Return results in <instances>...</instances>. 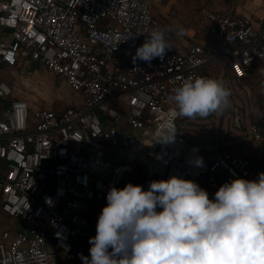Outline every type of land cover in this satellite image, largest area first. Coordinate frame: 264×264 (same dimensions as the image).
Returning a JSON list of instances; mask_svg holds the SVG:
<instances>
[{
  "label": "built area",
  "instance_id": "2783aa9c",
  "mask_svg": "<svg viewBox=\"0 0 264 264\" xmlns=\"http://www.w3.org/2000/svg\"><path fill=\"white\" fill-rule=\"evenodd\" d=\"M182 1L207 41L177 43L165 32L171 48L164 57L134 62L137 46L162 29L150 0H0V206L18 225L2 233L0 264H17L19 253L24 264H38V250L46 253L44 264H54L59 253L84 264L96 212L113 185L147 188L176 174L198 181L214 198L225 181L264 171L263 160L235 149L200 155L180 130V116L174 142L161 144L149 132L172 107L173 89L189 76H210L213 65L228 67L224 74L234 80L258 72L264 81V16ZM29 60L63 80L81 102L56 111L16 96L1 75ZM250 132L253 141L263 139L257 123ZM200 156L203 166L194 162Z\"/></svg>",
  "mask_w": 264,
  "mask_h": 264
},
{
  "label": "clouds",
  "instance_id": "9594fccd",
  "mask_svg": "<svg viewBox=\"0 0 264 264\" xmlns=\"http://www.w3.org/2000/svg\"><path fill=\"white\" fill-rule=\"evenodd\" d=\"M170 48L164 30L154 28L137 46L133 61L162 58ZM230 95L215 77L189 76L173 89L172 107L149 132L156 142L172 143L176 117L223 110ZM194 162L203 166V157ZM106 199L84 264H264V171L258 178L225 181L214 198L198 181L173 174L153 179L147 188L131 181L113 185ZM45 257L44 251L34 253L38 264ZM16 259L24 264L23 253Z\"/></svg>",
  "mask_w": 264,
  "mask_h": 264
},
{
  "label": "rangeland",
  "instance_id": "374dc122",
  "mask_svg": "<svg viewBox=\"0 0 264 264\" xmlns=\"http://www.w3.org/2000/svg\"><path fill=\"white\" fill-rule=\"evenodd\" d=\"M206 2L221 10L235 8L238 12L255 16V18L261 15L258 14L259 9L264 12V0H207ZM150 3L153 12L156 14L157 23L163 30H166L169 21L179 24V28L183 25L186 30L190 24L192 25V22H187L188 19L183 16L186 12L185 9L193 16L190 6L182 3L181 0H172V3L171 0H150ZM255 24L258 25L256 22ZM168 33L175 40H180L185 32L181 34L178 29H170ZM193 34V32L189 33V35ZM216 66L210 67L209 75L221 80L231 89L229 106L204 118L181 115L179 117L180 130L198 147L199 154L202 156L205 154L204 151H210L217 147L229 148L233 145L239 149H244L245 146L258 145L264 152V141H253L250 132L251 123L258 122L264 133V95L256 92L257 90L252 88L253 83L248 79L238 81L231 78L228 73L224 74V70H227L225 65H223L224 70H220ZM1 77L14 88L16 96L29 99L33 106L48 107L60 111L81 102L80 96L72 92L63 80L58 79L44 66L31 60L28 63L11 65L2 73ZM236 108L239 112L236 111ZM97 113L102 115L100 111ZM237 120L241 124L240 129L236 127ZM107 168L108 172L111 173L112 167L108 165ZM101 211L102 209L98 210L95 215V230ZM15 228H18L16 221L7 215L0 206V238L5 230ZM54 264L75 263L74 261H66L64 254L59 253L54 259Z\"/></svg>",
  "mask_w": 264,
  "mask_h": 264
},
{
  "label": "crops",
  "instance_id": "0c3cea01",
  "mask_svg": "<svg viewBox=\"0 0 264 264\" xmlns=\"http://www.w3.org/2000/svg\"><path fill=\"white\" fill-rule=\"evenodd\" d=\"M189 1H191V0H189ZM205 1H207V0H205ZM171 3H172V0H171ZM182 3H183V1H182ZM185 4H187L188 6H190V3L189 2L188 3H185ZM263 7H264V4H263ZM222 10H225V8L222 9ZM229 10L230 11H237L235 8L234 9L233 8L232 9L230 8ZM229 10H225V11H229ZM184 11H186V12H185V14L183 16L186 19H188L187 22H192V25L190 24V26L187 27V30H186L187 32L185 31V33H184V35H182L181 39L180 40H175V38L170 33H168V31L170 29H178V30L180 29L179 28L180 25L177 24V23H175V22L169 21V24H168L166 30H164V32H166L169 36H171L177 43H180L181 40L184 39V38H186V37H190L192 39L201 40V41H204V39H206V41H207L206 31L199 26V24H198V22H197V20H196L195 17H193L186 9ZM258 14H261V15H259V17L260 16L261 17L264 16L263 10L262 9H259V13ZM181 27H183V25ZM190 32H193L194 34L193 35H189ZM197 32H199V33H197ZM196 34H198L197 35L198 37L196 36ZM203 37H205V38L203 39ZM206 41H204V42H206ZM22 63H28V61L27 62H21L20 64H22ZM227 69H228V67H227ZM247 79L251 83H253L252 88H255L257 90L256 92H259V94L264 95V81L261 80L260 75H259L258 72H254V73L250 74V76ZM247 79H245V80H247ZM245 80H242V81H245ZM238 112H239V110H238ZM260 128L262 130V135H263L262 141H264L263 128L261 126H260ZM239 129H240V127H239ZM251 146L252 145H250L249 147L248 146H245L244 149H239L237 146H234L233 145L232 147H229V148L238 150L239 152L244 153V154L250 156L256 162H260L262 160L264 161V152H263L262 148L260 146H258V145H254L252 147Z\"/></svg>",
  "mask_w": 264,
  "mask_h": 264
},
{
  "label": "water",
  "instance_id": "95a60500",
  "mask_svg": "<svg viewBox=\"0 0 264 264\" xmlns=\"http://www.w3.org/2000/svg\"><path fill=\"white\" fill-rule=\"evenodd\" d=\"M205 116H196L195 118H204ZM193 145H195L194 143H192ZM94 153V151H93Z\"/></svg>",
  "mask_w": 264,
  "mask_h": 264
},
{
  "label": "trees",
  "instance_id": "16d2710c",
  "mask_svg": "<svg viewBox=\"0 0 264 264\" xmlns=\"http://www.w3.org/2000/svg\"><path fill=\"white\" fill-rule=\"evenodd\" d=\"M258 123V122H257ZM263 123H264V116H263ZM259 124V123H258Z\"/></svg>",
  "mask_w": 264,
  "mask_h": 264
}]
</instances>
